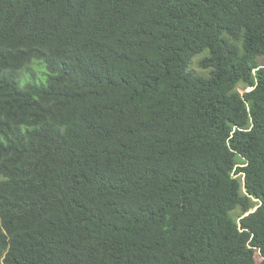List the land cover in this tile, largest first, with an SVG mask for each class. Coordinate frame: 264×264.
Listing matches in <instances>:
<instances>
[{
    "label": "trees",
    "instance_id": "trees-1",
    "mask_svg": "<svg viewBox=\"0 0 264 264\" xmlns=\"http://www.w3.org/2000/svg\"><path fill=\"white\" fill-rule=\"evenodd\" d=\"M260 58L264 0H0V264H264Z\"/></svg>",
    "mask_w": 264,
    "mask_h": 264
},
{
    "label": "rangeland",
    "instance_id": "rangeland-1",
    "mask_svg": "<svg viewBox=\"0 0 264 264\" xmlns=\"http://www.w3.org/2000/svg\"><path fill=\"white\" fill-rule=\"evenodd\" d=\"M207 54H202V55H199V56H196L193 61H192V64H191V70L192 72H194L195 74L197 75H204V76H207L208 72L207 71H203L199 68V62L201 59H203ZM259 62L262 63V65L264 64V58H260L259 59ZM239 92L241 94L245 93V91L247 90H243L241 87H239ZM256 261L257 263H261L263 261V259L259 256V254H256Z\"/></svg>",
    "mask_w": 264,
    "mask_h": 264
},
{
    "label": "water",
    "instance_id": "water-1",
    "mask_svg": "<svg viewBox=\"0 0 264 264\" xmlns=\"http://www.w3.org/2000/svg\"><path fill=\"white\" fill-rule=\"evenodd\" d=\"M252 89H250V90H247V91H245V93H247V92H250ZM245 93H243L242 95H244ZM256 210H254V211H251L250 213H254ZM249 213V214H250ZM249 214H247L246 216H248Z\"/></svg>",
    "mask_w": 264,
    "mask_h": 264
},
{
    "label": "clouds",
    "instance_id": "clouds-1",
    "mask_svg": "<svg viewBox=\"0 0 264 264\" xmlns=\"http://www.w3.org/2000/svg\"><path fill=\"white\" fill-rule=\"evenodd\" d=\"M247 90H250V89H247ZM256 210V209H255ZM254 211V210H253Z\"/></svg>",
    "mask_w": 264,
    "mask_h": 264
}]
</instances>
